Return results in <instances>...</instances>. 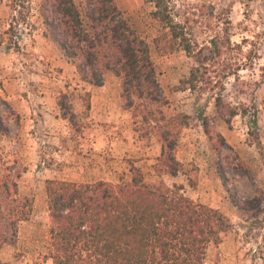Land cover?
<instances>
[{
    "label": "rangeland",
    "instance_id": "rangeland-1",
    "mask_svg": "<svg viewBox=\"0 0 264 264\" xmlns=\"http://www.w3.org/2000/svg\"><path fill=\"white\" fill-rule=\"evenodd\" d=\"M115 1L149 45L164 103L134 96L126 107L121 80L111 71L101 86L82 81L43 35L39 0H31L27 24L18 13L24 9L0 0V209L29 211L14 235L10 217L1 219L0 263L53 264L47 180L118 183L131 179L133 165L147 183L183 184L187 196L227 217L230 225L209 245L205 264H264V0H168L196 51L229 21L232 46L208 67L211 75L226 66L236 74L213 90L177 88L198 63L164 39L156 44L166 30L152 17L155 0ZM200 53L211 55L206 48ZM244 57L250 61L233 70ZM182 114L187 124L175 137L172 118ZM169 128L181 163L176 176L164 171L161 156L167 142L160 133ZM251 198L258 208H243Z\"/></svg>",
    "mask_w": 264,
    "mask_h": 264
},
{
    "label": "trees",
    "instance_id": "trees-1",
    "mask_svg": "<svg viewBox=\"0 0 264 264\" xmlns=\"http://www.w3.org/2000/svg\"><path fill=\"white\" fill-rule=\"evenodd\" d=\"M30 2L11 0L14 10H25L23 13L18 9L25 24L31 12ZM155 8L152 17L166 30L162 37L155 38L156 44L164 39L168 48L178 46L198 63L177 88L195 90L201 84L213 90L222 79L236 74L227 66L222 72L209 74L208 65L219 62L232 46L227 19L222 30L210 37L209 45L196 51L198 43L176 20L169 1L155 0ZM38 15L43 35L75 66L82 81L101 86L104 74L111 71L121 80L126 107L133 105L134 96L166 102L149 45L115 0H39ZM12 28L13 25L10 31ZM204 48L211 55L200 53ZM249 61L244 57L233 70ZM215 102L221 104V94ZM58 104L63 111V104ZM187 117L182 114L172 118L173 127L177 128L175 137L178 129L187 124ZM160 135L167 142L161 147V156L167 163L164 171L176 176L181 164L173 155L177 139H169L174 136L170 128ZM131 173L129 181L118 183L46 181L48 257L53 264H205L209 245L218 244L230 225L227 217L217 208L187 196L183 184L147 183L141 170L133 165ZM187 178L193 187V179ZM257 201L258 198L247 199L243 208H258ZM28 213L25 209H0V248L6 242L1 219L10 217L14 235L17 224Z\"/></svg>",
    "mask_w": 264,
    "mask_h": 264
},
{
    "label": "crops",
    "instance_id": "crops-1",
    "mask_svg": "<svg viewBox=\"0 0 264 264\" xmlns=\"http://www.w3.org/2000/svg\"><path fill=\"white\" fill-rule=\"evenodd\" d=\"M107 78H112V75H110L109 73H107L106 76H105V79H107Z\"/></svg>",
    "mask_w": 264,
    "mask_h": 264
}]
</instances>
